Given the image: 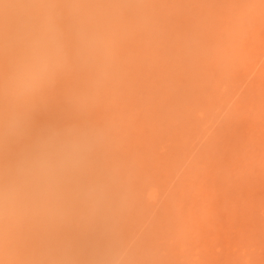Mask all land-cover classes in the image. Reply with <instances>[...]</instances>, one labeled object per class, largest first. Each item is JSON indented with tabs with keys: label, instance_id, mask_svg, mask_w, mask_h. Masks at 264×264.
I'll list each match as a JSON object with an SVG mask.
<instances>
[{
	"label": "rangeland",
	"instance_id": "obj_1",
	"mask_svg": "<svg viewBox=\"0 0 264 264\" xmlns=\"http://www.w3.org/2000/svg\"><path fill=\"white\" fill-rule=\"evenodd\" d=\"M0 264H264V0H0Z\"/></svg>",
	"mask_w": 264,
	"mask_h": 264
},
{
	"label": "clouds",
	"instance_id": "obj_2",
	"mask_svg": "<svg viewBox=\"0 0 264 264\" xmlns=\"http://www.w3.org/2000/svg\"><path fill=\"white\" fill-rule=\"evenodd\" d=\"M25 57L15 76L16 87L22 93H31L42 86L66 59L62 34L47 7L37 13L35 23L24 25ZM104 47L99 36L83 34L80 37L81 55L87 57Z\"/></svg>",
	"mask_w": 264,
	"mask_h": 264
},
{
	"label": "bare ground",
	"instance_id": "obj_3",
	"mask_svg": "<svg viewBox=\"0 0 264 264\" xmlns=\"http://www.w3.org/2000/svg\"><path fill=\"white\" fill-rule=\"evenodd\" d=\"M46 1V0H45ZM193 79V78H192ZM224 86V85H223ZM157 192V190H155V189H153V188H151V190L149 191V193H148V198L152 201V202H154L155 200L154 199H156V201H155V203L157 204V203H159V202H157L158 201V196H156V195H158L156 192ZM143 197H144V195H143ZM147 197V196H146ZM161 197V196H160ZM147 198V199H148ZM149 199H148V201H149ZM147 202V201H146ZM149 204V203H148ZM152 204V203H151ZM156 204H152V205H156ZM126 208V207H125ZM121 210V209H120ZM132 215H133V213H132ZM130 216V215H129ZM134 216V215H133ZM182 261V260H181Z\"/></svg>",
	"mask_w": 264,
	"mask_h": 264
}]
</instances>
